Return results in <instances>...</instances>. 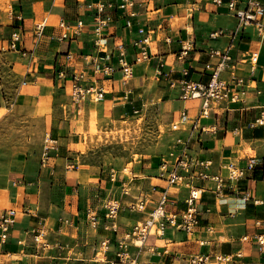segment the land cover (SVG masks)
Listing matches in <instances>:
<instances>
[{"label":"crops","instance_id":"crops-1","mask_svg":"<svg viewBox=\"0 0 264 264\" xmlns=\"http://www.w3.org/2000/svg\"><path fill=\"white\" fill-rule=\"evenodd\" d=\"M96 1L0 2V89L5 94L4 99L0 98V108L44 118L46 132L58 144L49 165L42 166L40 159L28 162L25 167L36 169L23 172L22 168L24 178L19 181L27 187L42 183L53 188L72 187L80 193L75 197V206L50 215L37 213L33 207L37 199L27 194L8 201L4 194L0 195V211L7 206L21 209L16 212L11 238L0 245V264H75L83 261L79 255L93 253L96 264H107L114 257L117 241L144 217L131 210L130 205L141 197L155 200L158 191L166 187L165 181L157 177L164 153L156 149L140 152L138 162L128 156L133 164L132 177L128 178L123 175L120 162L117 166L107 164V151L100 150L104 146H98V136L92 133L145 111L148 104L156 110V120L170 126L175 138L190 136L192 150L212 160V173L225 175L222 164L246 149H251L259 161L223 198L204 194L199 207L201 226L195 234L186 236L168 229L161 238L150 237L141 249L132 246L131 255L137 256L141 264H186L185 259L197 253L241 252L242 258L233 264H264V248L260 250L255 242L256 236L264 234V127L254 125L264 111V34L255 26L239 29L234 12L228 8L229 0L219 4L215 0H130L138 12L133 26L125 25L129 8L114 7L102 14L105 26L97 34L96 10L90 7ZM104 1L114 5L121 2ZM80 20L85 26L78 29ZM220 31L219 36H211ZM13 34L19 37L17 52L7 50ZM144 37L149 38L148 50L153 57L138 61L140 49L134 42ZM118 43L125 45L132 68L127 81L117 65ZM229 46L232 67L221 73L233 88L234 99L228 108L200 120L206 132L192 129V124L190 128L172 129L171 126L180 125L182 111L193 117L200 103L181 100L179 89L171 83L186 78L206 84L210 73L205 64L210 60V51ZM183 47L188 53L179 58ZM20 51H26V56ZM160 60L165 63L163 68L158 65ZM106 67L114 70L106 72ZM74 73L84 74L86 82L101 88L103 99L74 103ZM237 79L243 83L237 85ZM68 164L73 168H66ZM170 192L175 203L172 209L183 211L187 190L171 188ZM245 193L251 198L244 202ZM108 201L120 204L113 219L106 218L104 205ZM94 210L99 215L96 226L86 217L88 211ZM62 219L68 223L59 228ZM41 227L48 230L50 250H38L32 240V232ZM243 237H248V241H243ZM104 240L109 241V251L103 259H96ZM201 240L211 244L201 246ZM165 250L169 255L159 254ZM68 251L74 255L68 256Z\"/></svg>","mask_w":264,"mask_h":264},{"label":"built area","instance_id":"built-area-1","mask_svg":"<svg viewBox=\"0 0 264 264\" xmlns=\"http://www.w3.org/2000/svg\"><path fill=\"white\" fill-rule=\"evenodd\" d=\"M222 0H215L219 4ZM241 3L244 6L241 7ZM228 8L233 11L237 20L238 28L246 29L250 26H255L260 34H264V2L262 0H229ZM134 3L130 0H121L119 5H114L113 2L97 0L92 7L96 10L95 31L98 34L105 26V20L102 19V14L108 9L129 8L124 16L125 25L129 28L133 26V20L137 17L138 12L133 8ZM60 26L64 23L61 21ZM77 28H83L82 20L77 22ZM39 27V26H38ZM140 32H143L140 29ZM220 32H214L211 36L217 37ZM19 37L16 34L12 35V40L8 45L7 50L17 52V42ZM96 41V45H97ZM134 46L140 49L139 60L149 61L153 55L149 52V38L144 37L142 40L134 42ZM231 46L227 49L211 50L210 60L205 64V69L209 71V81L206 84L190 81L186 78L178 82L171 83L172 87L179 89V98L183 101H199V110L195 116H189L187 111H182L180 115V124L184 125L188 121H192V129H199L201 132H206V128L200 126V120L209 117L211 113L217 114L228 108V104L234 99L233 88L230 83L221 77V73L232 67L233 58L230 54ZM118 59V69L122 72L124 81L130 79L132 68L127 60V52L123 43H118L115 50ZM188 49L183 47L179 54V58L187 55ZM20 54L25 57L26 51H20ZM159 67L163 68L165 63L160 60ZM114 67H106L105 71H113ZM96 68V72H97ZM62 73L59 74V76ZM187 75V72H185ZM237 85L243 83L242 79H237ZM25 82H22L24 85ZM0 98L4 99L5 94L3 89H0ZM71 99L76 104H82L86 100L98 102L103 99V91L101 88L85 81V76L82 73H74L71 84ZM254 125L264 127V111L255 120ZM174 129H181L174 127ZM190 136H179L173 139L166 154L161 156L157 177L163 179L166 187L158 191V197L155 200H148L145 197L137 199L130 205V209L144 214L142 220L136 222L130 233L125 235L121 240L117 241L116 252L112 259L106 261L107 264H141L137 262V256L130 253L132 246L141 249L145 246L150 237L161 238L165 235L166 230L173 229L178 232H183L186 236H192L201 226L199 219V207L203 200L204 194L210 193L218 198H223L228 190L234 191L237 184L246 177L248 173L253 171L258 165L259 159L251 149L243 150L236 155V158L228 159L222 164V169L226 174L212 173L210 171L213 162L211 159L204 158L196 150H192L189 146ZM58 144L50 134H45L42 149L40 153V163L42 166L50 164L53 154L57 152ZM66 168H73L72 164H68ZM171 188H183L187 190V196L184 200L186 208L183 211H175L172 206L175 204L170 197ZM248 193L242 195V201L250 200ZM259 201H254L257 204ZM106 218L113 219L114 215L120 209V204L117 201H108L104 205ZM16 210L4 209L0 211V245H3L11 238L13 226L15 224ZM86 217L92 225H98L99 215L97 211H88ZM66 219L60 220V226L67 224ZM264 224V222H263ZM32 240L36 248L40 251L50 250L51 242L48 239V230L41 227L32 232ZM243 241H248V237H243ZM255 242L260 250L264 248V234L255 237ZM19 243H21L19 241ZM201 246H209L211 241H198ZM109 241L101 242V249L106 254L109 251ZM159 254L169 255L168 250L159 252ZM242 253L222 254V253H197L190 255L185 259L187 264H230L235 263L236 259L242 258Z\"/></svg>","mask_w":264,"mask_h":264},{"label":"rangeland","instance_id":"rangeland-1","mask_svg":"<svg viewBox=\"0 0 264 264\" xmlns=\"http://www.w3.org/2000/svg\"><path fill=\"white\" fill-rule=\"evenodd\" d=\"M4 1L0 0V2ZM153 108L148 104L145 111L121 119L126 122L120 121L114 123L113 127L107 130L100 131L99 129L92 133V135L98 136V141H96L98 146H104L100 150L107 151L105 155L107 164L117 166L120 162L123 167L122 173L128 178L132 177L133 167L128 156L138 162L141 159L138 153L143 151L148 152L156 149L157 151L162 150V153L166 154L175 138L171 134L170 126L160 124L156 120L157 112ZM191 124V122H187L184 125H177V128H190ZM174 127V125L171 126L172 129ZM46 129L44 118L34 117L16 109L0 108V195L4 194L5 200L8 201L9 198L15 200L22 194H27L33 200L37 199V204H33V207L38 209L37 213L43 215L61 214L67 209V206H75L73 204L75 197L80 195L76 191L77 189L63 188L62 186L53 188L45 183L39 184L38 187H27V184L19 181L24 178V173L20 172L22 168L23 172L27 168L36 169V167L25 166L28 165V162L39 161L43 139L48 133ZM126 169L130 171L128 172ZM17 175H20L19 178ZM14 179L15 181H13ZM125 190L128 191L129 188L126 187ZM4 209L21 211L20 208L10 206ZM34 212L31 211V213ZM73 255V251H68V256ZM94 255L95 253L89 256L79 255L83 261L75 262V264H96ZM104 257V250L101 249L96 259Z\"/></svg>","mask_w":264,"mask_h":264},{"label":"bare ground","instance_id":"bare-ground-1","mask_svg":"<svg viewBox=\"0 0 264 264\" xmlns=\"http://www.w3.org/2000/svg\"><path fill=\"white\" fill-rule=\"evenodd\" d=\"M126 171H128V172H129L130 170H129V169H126Z\"/></svg>","mask_w":264,"mask_h":264}]
</instances>
